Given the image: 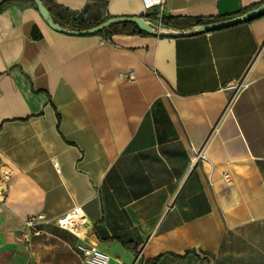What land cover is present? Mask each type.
Listing matches in <instances>:
<instances>
[{"label":"crops","instance_id":"crops-1","mask_svg":"<svg viewBox=\"0 0 264 264\" xmlns=\"http://www.w3.org/2000/svg\"><path fill=\"white\" fill-rule=\"evenodd\" d=\"M52 1L86 28L144 16L169 32L264 3ZM121 24L74 35L1 5L0 264H81L53 222L76 206L109 264H264V14L190 35Z\"/></svg>","mask_w":264,"mask_h":264},{"label":"water","instance_id":"water-1","mask_svg":"<svg viewBox=\"0 0 264 264\" xmlns=\"http://www.w3.org/2000/svg\"><path fill=\"white\" fill-rule=\"evenodd\" d=\"M4 1L5 0H0V4L3 3ZM32 1L35 3L37 10L39 11L43 20L51 28L57 31L67 32V33L74 34V35L95 34L109 27L112 24L125 23V22L134 23L139 28V30L144 31L151 35H190L193 33L208 32V31H212L215 29L225 27V26L233 25L236 23L249 21V20H252L264 14V3H262L259 6L255 7L254 9H251L241 15L234 16V17L227 18V19L220 20V21L201 23L187 30H181V31H176V32H169V31H164L162 29H159L152 23V21L145 18L144 16L113 17V18L106 19L100 23H97L94 26L89 27V28H85L81 30H69L53 20L50 12L46 8V6L42 3L41 0H32Z\"/></svg>","mask_w":264,"mask_h":264},{"label":"built area","instance_id":"built-area-1","mask_svg":"<svg viewBox=\"0 0 264 264\" xmlns=\"http://www.w3.org/2000/svg\"><path fill=\"white\" fill-rule=\"evenodd\" d=\"M165 0H142L145 9H162ZM160 17V14H157ZM46 221L42 213L28 215L24 219L26 230L22 232L21 239L27 244L33 235L41 233L39 225ZM57 226L69 231L80 238L76 250L80 256L81 264H109V255L98 249L95 245L85 241L87 221L81 206H76L53 221Z\"/></svg>","mask_w":264,"mask_h":264},{"label":"trees","instance_id":"trees-1","mask_svg":"<svg viewBox=\"0 0 264 264\" xmlns=\"http://www.w3.org/2000/svg\"><path fill=\"white\" fill-rule=\"evenodd\" d=\"M26 1H28L37 10V7L32 0H26ZM41 1L50 12L53 20L58 24H60L61 26L69 25L72 29H76V30L90 26L88 23L84 21V19L80 15H76L75 12L70 11L68 8L63 7L52 0H41ZM3 3L0 4V7ZM204 21H205L204 18L196 19L197 24L202 23ZM120 26H122L124 29H126V27L129 26V29L127 28L126 30H128L130 33L147 34L146 32L139 30V28L134 23H130V24L123 23ZM103 31H106V29H104Z\"/></svg>","mask_w":264,"mask_h":264}]
</instances>
